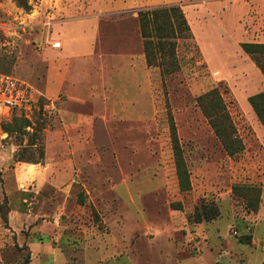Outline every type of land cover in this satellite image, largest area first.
Returning a JSON list of instances; mask_svg holds the SVG:
<instances>
[{
  "label": "rangeland",
  "instance_id": "rangeland-1",
  "mask_svg": "<svg viewBox=\"0 0 264 264\" xmlns=\"http://www.w3.org/2000/svg\"><path fill=\"white\" fill-rule=\"evenodd\" d=\"M99 1L0 0V72L46 103L23 115L29 128L0 119V264H22L30 243L29 264L263 263L264 127L249 97L264 91V72L240 45L264 44V0L171 3L190 15L195 45L178 42L172 74L147 66L137 14L102 18L90 68L99 89L65 107L90 118L58 133L65 96H44L58 23L92 15ZM212 89L234 126L233 156L196 103Z\"/></svg>",
  "mask_w": 264,
  "mask_h": 264
},
{
  "label": "trees",
  "instance_id": "trees-1",
  "mask_svg": "<svg viewBox=\"0 0 264 264\" xmlns=\"http://www.w3.org/2000/svg\"><path fill=\"white\" fill-rule=\"evenodd\" d=\"M137 20L147 66H157L166 74L176 72L178 70L176 52L178 42H182L191 50L195 49L192 30L181 7L170 5L149 8L139 11ZM240 46L246 54L251 56L259 69L264 72V44L242 43ZM42 102H45V100L39 97L40 110L46 104ZM196 103L223 149L227 154L233 156L237 152L238 142L233 138L234 126L219 91L212 89L198 96ZM249 103L257 119L264 127V91L249 97ZM12 116L15 124L19 127L18 129H26L31 126V122L23 115L13 114ZM169 129L176 158L179 188L181 191H186L189 188L188 174L180 161V148L173 123L170 124ZM4 130L5 132L10 131L6 127H4ZM21 159L23 158L20 156L16 161H24ZM36 163L38 162H34V164ZM214 216L205 217V219L210 220ZM29 262L30 257L27 256L22 264H28ZM261 264H264V262Z\"/></svg>",
  "mask_w": 264,
  "mask_h": 264
},
{
  "label": "crops",
  "instance_id": "crops-1",
  "mask_svg": "<svg viewBox=\"0 0 264 264\" xmlns=\"http://www.w3.org/2000/svg\"><path fill=\"white\" fill-rule=\"evenodd\" d=\"M177 1L179 0H100L94 7L95 11L90 12L93 13L92 15L73 20L64 19L58 23L56 35L58 45L56 46L57 49L52 52L50 59L44 95L47 99L52 100L59 98L60 94L65 96L64 101L57 104L59 106L58 133L65 124L74 128L76 123H84L90 118L82 113L69 111L65 107L70 105L82 107L86 103V99L91 97L94 99L92 96L94 87L95 90L99 89V78L90 77V68L92 61L96 58L95 46L96 40L100 37L101 19H109L113 16H115L114 19H123L129 13L133 17V15L138 14L133 13L134 9L137 12L140 8L170 5ZM203 15V12L200 11L199 14L196 16L193 14L191 17L197 20ZM189 16L187 17L189 18ZM111 21L115 20L112 19ZM87 31H89L88 34H86ZM75 134H79L78 131H75ZM28 245L31 251L30 260H32L34 255L32 248L35 244L30 243Z\"/></svg>",
  "mask_w": 264,
  "mask_h": 264
},
{
  "label": "built area",
  "instance_id": "built-area-1",
  "mask_svg": "<svg viewBox=\"0 0 264 264\" xmlns=\"http://www.w3.org/2000/svg\"><path fill=\"white\" fill-rule=\"evenodd\" d=\"M38 98L39 92L34 86L14 75L0 72V119L13 114L25 115Z\"/></svg>",
  "mask_w": 264,
  "mask_h": 264
}]
</instances>
